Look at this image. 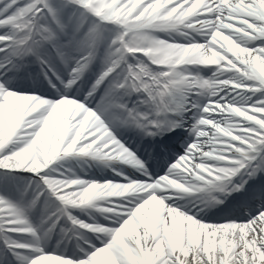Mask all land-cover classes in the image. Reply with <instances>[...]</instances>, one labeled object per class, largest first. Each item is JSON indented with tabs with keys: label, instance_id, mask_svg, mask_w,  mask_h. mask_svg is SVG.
Wrapping results in <instances>:
<instances>
[{
	"label": "snow or ice",
	"instance_id": "1",
	"mask_svg": "<svg viewBox=\"0 0 264 264\" xmlns=\"http://www.w3.org/2000/svg\"><path fill=\"white\" fill-rule=\"evenodd\" d=\"M0 264H264V0H0Z\"/></svg>",
	"mask_w": 264,
	"mask_h": 264
}]
</instances>
